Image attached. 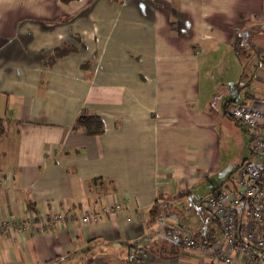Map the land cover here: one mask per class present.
Wrapping results in <instances>:
<instances>
[{
    "label": "crops",
    "instance_id": "0c3cea01",
    "mask_svg": "<svg viewBox=\"0 0 264 264\" xmlns=\"http://www.w3.org/2000/svg\"><path fill=\"white\" fill-rule=\"evenodd\" d=\"M237 47L257 58L246 98L264 102V0H0V264H208L179 244L169 209L219 242L193 196L236 192L251 137L233 98L203 100L201 57ZM83 111L101 134L73 130ZM64 209L39 231L35 217Z\"/></svg>",
    "mask_w": 264,
    "mask_h": 264
},
{
    "label": "built area",
    "instance_id": "2783aa9c",
    "mask_svg": "<svg viewBox=\"0 0 264 264\" xmlns=\"http://www.w3.org/2000/svg\"><path fill=\"white\" fill-rule=\"evenodd\" d=\"M227 112L247 128L251 137V156L238 171L236 192L222 189L202 197H193L220 224L221 237L216 246L206 247L186 233L181 235L182 244L186 249L207 252L210 255L208 264H217L218 261L237 264L232 251L244 254L246 264H264V102L236 103ZM242 207H246L249 214L245 226L240 225L237 218V211ZM69 217L70 211L64 209L35 219L41 220L37 222V227L42 232L53 223L65 224ZM96 219L94 215L81 217L85 224L94 223ZM251 247L259 250L260 254H256Z\"/></svg>",
    "mask_w": 264,
    "mask_h": 264
},
{
    "label": "rangeland",
    "instance_id": "374dc122",
    "mask_svg": "<svg viewBox=\"0 0 264 264\" xmlns=\"http://www.w3.org/2000/svg\"><path fill=\"white\" fill-rule=\"evenodd\" d=\"M244 45L246 46V43ZM209 50L210 48L201 57L200 91L203 100L206 101L210 98V96H212L214 102L218 104L222 100H226L225 98L228 100L234 98L238 93V99L236 102L250 103L251 101L247 100L246 94L250 92V85L251 82H253L252 74L254 73V70H256L255 65L257 63V58L255 53L248 49L247 52H242L239 54L240 57H237L233 50L229 53L225 50ZM244 68L246 76L241 79L239 78V72L244 70ZM230 122L235 124L233 120H230ZM237 172L238 170L236 171V174ZM177 207L173 206L169 210L177 221L175 224L184 229L178 228L176 230L180 235H182V233H186L193 236V233L195 234L196 231L189 225L192 214L185 216L183 213L186 212V210L183 209L181 205ZM188 211L189 209L187 212ZM161 220L162 217L158 218L154 224L158 228L157 232L159 235L164 234V228H162Z\"/></svg>",
    "mask_w": 264,
    "mask_h": 264
},
{
    "label": "trees",
    "instance_id": "16d2710c",
    "mask_svg": "<svg viewBox=\"0 0 264 264\" xmlns=\"http://www.w3.org/2000/svg\"><path fill=\"white\" fill-rule=\"evenodd\" d=\"M62 1L68 2L69 0H62ZM238 38H239L238 40L240 41L241 40L240 36ZM251 39H252V37H250L249 41ZM239 44H240V42H239ZM236 52H237L238 55L241 54V49L237 47L236 48ZM236 103L237 102L228 101L226 103V105H225L226 106V109L228 110V108L230 106H232L233 104H236ZM234 120L237 121L236 119H234ZM73 130L74 131L82 130L88 136L98 135V134H101L104 131V120H103V118L100 115H90L88 112L83 111L76 118L75 123H74V126H73ZM222 189L227 190V187H225V188L221 187V188L216 189L215 191L222 190ZM181 194H183V193H181ZM149 216H150V219L152 221L155 220V218L157 216V205H156V203L153 204V206L150 208ZM171 230L176 233V235L178 237V240H179V244H181V246L184 247L183 244H182V239H181V235L179 234V232L175 228L174 229H170V231ZM195 239L201 240L202 239L201 238V235H196L195 236ZM179 248L180 247L178 246V248L176 249V251L173 253V256H176L179 253V250H180Z\"/></svg>",
    "mask_w": 264,
    "mask_h": 264
},
{
    "label": "water",
    "instance_id": "95a60500",
    "mask_svg": "<svg viewBox=\"0 0 264 264\" xmlns=\"http://www.w3.org/2000/svg\"><path fill=\"white\" fill-rule=\"evenodd\" d=\"M238 99V93L236 94V96L233 98V102H236Z\"/></svg>",
    "mask_w": 264,
    "mask_h": 264
}]
</instances>
